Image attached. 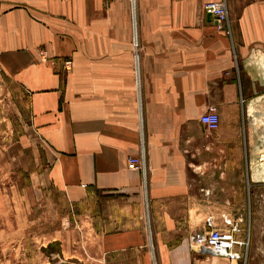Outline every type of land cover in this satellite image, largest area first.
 <instances>
[{
	"label": "crops",
	"instance_id": "obj_1",
	"mask_svg": "<svg viewBox=\"0 0 264 264\" xmlns=\"http://www.w3.org/2000/svg\"><path fill=\"white\" fill-rule=\"evenodd\" d=\"M208 1L136 0V68L130 0H0V72L28 94L43 149L30 177L78 211L94 200L87 256L65 260L61 241L41 264H239L190 246L245 194V130L200 116L214 105L224 122L246 96L264 102V0H225L229 33ZM141 137L145 176L128 164ZM240 139L228 172L222 143Z\"/></svg>",
	"mask_w": 264,
	"mask_h": 264
},
{
	"label": "rangeland",
	"instance_id": "obj_2",
	"mask_svg": "<svg viewBox=\"0 0 264 264\" xmlns=\"http://www.w3.org/2000/svg\"><path fill=\"white\" fill-rule=\"evenodd\" d=\"M258 65L261 71L254 68L257 74L264 72L263 62ZM262 87L253 83L248 92ZM251 97L241 101L242 111L238 116L225 118L224 122L219 117L218 127L237 123L245 130V194L240 202L243 206L239 205L237 211L234 202V210L229 212L239 222L238 239L246 242L242 247L243 257L237 262L264 264V102ZM28 124V94L0 72V264L44 263L47 256L40 247L54 240L59 244L64 242L65 260L76 261L93 248L88 227L93 220L94 200L85 199L78 211L51 188L36 185L29 173L40 169L38 162L43 149L35 144ZM241 150V139L238 145L222 143L221 157L226 163L222 168L232 172L236 166L230 162L240 160ZM238 168L240 171V165ZM30 182L35 186L31 187ZM83 240L89 244H83ZM56 254L59 253H52L58 260Z\"/></svg>",
	"mask_w": 264,
	"mask_h": 264
},
{
	"label": "built area",
	"instance_id": "obj_3",
	"mask_svg": "<svg viewBox=\"0 0 264 264\" xmlns=\"http://www.w3.org/2000/svg\"><path fill=\"white\" fill-rule=\"evenodd\" d=\"M132 21L134 27L133 44H134V59L136 68L139 61L137 52L138 42L135 34L136 0H130ZM203 10L210 15L218 29H225L229 33V29L225 27L228 23L227 4L225 0L208 1L203 4ZM138 83V80H137ZM139 86V83H138ZM138 113L140 124L142 121L141 105H138ZM200 121L208 129L214 130L219 125V114L217 107L214 105L208 106L207 110L200 116ZM130 167L139 168L143 175L146 174V154L144 148L143 137L140 142V152L138 155L132 156L128 160ZM221 222L215 221L213 216H208L206 219L207 230L204 233L193 234L189 237L190 246L198 252H210L216 256L224 257L229 260H241L243 257L242 247L246 244L244 240L238 239L236 234L240 232L239 222L234 221L228 214H221ZM147 222L149 217L147 214Z\"/></svg>",
	"mask_w": 264,
	"mask_h": 264
},
{
	"label": "water",
	"instance_id": "obj_4",
	"mask_svg": "<svg viewBox=\"0 0 264 264\" xmlns=\"http://www.w3.org/2000/svg\"><path fill=\"white\" fill-rule=\"evenodd\" d=\"M41 250L49 256H51L53 252L61 253L60 244L56 240L49 242L46 246H42Z\"/></svg>",
	"mask_w": 264,
	"mask_h": 264
}]
</instances>
